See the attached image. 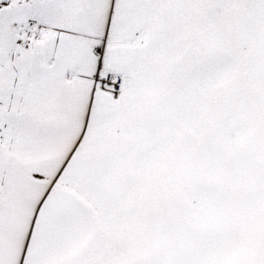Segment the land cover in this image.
<instances>
[{"label": "snow or ice", "instance_id": "snow-or-ice-1", "mask_svg": "<svg viewBox=\"0 0 264 264\" xmlns=\"http://www.w3.org/2000/svg\"><path fill=\"white\" fill-rule=\"evenodd\" d=\"M0 264H264V0H0Z\"/></svg>", "mask_w": 264, "mask_h": 264}]
</instances>
